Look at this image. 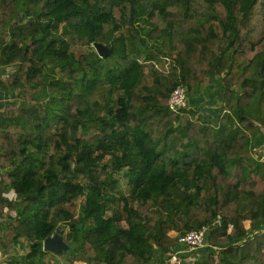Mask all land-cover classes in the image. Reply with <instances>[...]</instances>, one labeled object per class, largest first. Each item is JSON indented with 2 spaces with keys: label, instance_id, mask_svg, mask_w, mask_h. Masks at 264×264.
I'll use <instances>...</instances> for the list:
<instances>
[{
  "label": "trees",
  "instance_id": "1",
  "mask_svg": "<svg viewBox=\"0 0 264 264\" xmlns=\"http://www.w3.org/2000/svg\"><path fill=\"white\" fill-rule=\"evenodd\" d=\"M213 78L219 121L189 97ZM0 96L7 264L58 231L67 264H264V0H0Z\"/></svg>",
  "mask_w": 264,
  "mask_h": 264
},
{
  "label": "crops",
  "instance_id": "2",
  "mask_svg": "<svg viewBox=\"0 0 264 264\" xmlns=\"http://www.w3.org/2000/svg\"><path fill=\"white\" fill-rule=\"evenodd\" d=\"M203 85L205 86L201 88V93L199 95H189L190 102L195 108L198 107L201 112H204L215 121H219L222 104V90L220 87V81L218 78H213L212 80L207 79ZM1 103L2 102H0V104ZM189 251L192 250L182 246L180 253H188ZM180 261H185V259L181 256Z\"/></svg>",
  "mask_w": 264,
  "mask_h": 264
},
{
  "label": "built area",
  "instance_id": "3",
  "mask_svg": "<svg viewBox=\"0 0 264 264\" xmlns=\"http://www.w3.org/2000/svg\"><path fill=\"white\" fill-rule=\"evenodd\" d=\"M186 103H187L186 89L182 85H179L171 92V95L169 97L170 108L176 109L181 106H185ZM215 223L219 224L220 220H217ZM212 227L202 226L201 228L190 230L180 235L178 238V242L181 245L187 247L189 250H195L201 248L206 245V238ZM178 255H179V251L174 253L172 259L178 260Z\"/></svg>",
  "mask_w": 264,
  "mask_h": 264
},
{
  "label": "rangeland",
  "instance_id": "4",
  "mask_svg": "<svg viewBox=\"0 0 264 264\" xmlns=\"http://www.w3.org/2000/svg\"><path fill=\"white\" fill-rule=\"evenodd\" d=\"M8 100L7 96H3L2 98H0V102L5 103ZM120 205V201H114L111 203V211H109L108 213L110 214L111 212L114 211V209H119ZM84 209V200L80 199L78 202V206H77V213L81 210ZM247 225H250V222H247ZM25 248H20L19 246H14L11 247L10 249H8L7 251H3L2 249H0V264H7V262L10 260V258L14 255H19L22 254V252L24 251ZM190 252V251H189ZM190 256H188L187 261H192L193 258H189ZM181 258V257H180ZM180 258L178 257V260H175V262H177L178 264H183L184 261H180ZM45 261L48 262L49 264H67L66 259L63 255H56L53 252H49L48 254L45 255ZM75 264H81V263H75ZM188 264V263H187Z\"/></svg>",
  "mask_w": 264,
  "mask_h": 264
},
{
  "label": "water",
  "instance_id": "5",
  "mask_svg": "<svg viewBox=\"0 0 264 264\" xmlns=\"http://www.w3.org/2000/svg\"><path fill=\"white\" fill-rule=\"evenodd\" d=\"M94 48L96 52L103 57H107L112 52V48H108L102 43H96ZM43 248L56 254H62L65 250L69 249V245L65 241L64 236L58 231L44 240Z\"/></svg>",
  "mask_w": 264,
  "mask_h": 264
}]
</instances>
